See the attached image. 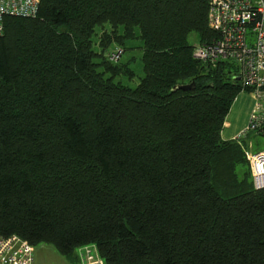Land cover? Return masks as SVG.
Wrapping results in <instances>:
<instances>
[{"label":"trees","instance_id":"1","mask_svg":"<svg viewBox=\"0 0 264 264\" xmlns=\"http://www.w3.org/2000/svg\"><path fill=\"white\" fill-rule=\"evenodd\" d=\"M208 11V0H40L35 17L4 20L1 237L70 261L92 246L104 264H264L247 137H221L249 90L232 63L192 56L217 37ZM134 40L131 87L129 63L105 53Z\"/></svg>","mask_w":264,"mask_h":264},{"label":"built area","instance_id":"2","mask_svg":"<svg viewBox=\"0 0 264 264\" xmlns=\"http://www.w3.org/2000/svg\"><path fill=\"white\" fill-rule=\"evenodd\" d=\"M40 0H0V35L8 17L33 18ZM208 23L217 37L196 44L194 59L215 65L227 61L238 69L242 91L252 98L245 128L237 139L249 135L264 136V0H208ZM121 49L110 54L117 61ZM255 190L264 188V150L246 153ZM33 247L22 238L0 236V264H33ZM80 264H104L94 247L79 250Z\"/></svg>","mask_w":264,"mask_h":264},{"label":"rangeland","instance_id":"3","mask_svg":"<svg viewBox=\"0 0 264 264\" xmlns=\"http://www.w3.org/2000/svg\"><path fill=\"white\" fill-rule=\"evenodd\" d=\"M107 29V26H105ZM102 28H96V33L93 37L94 42L97 44V40L102 32ZM98 35V36H97ZM192 41L194 39H191ZM96 44H94V49H97ZM120 46H117L116 44H112L106 51L105 55L108 61H110V54L114 52L116 49H120ZM141 44L139 41H129L125 44V50H122V55L119 57L117 61H110L112 63L115 62H121V63H129V66L131 69H133L135 73V77L132 81H129L126 77H123L122 82L124 84H127L131 87H135L139 81V77L142 76L141 72ZM248 101H251V98L246 93H240L233 105L231 106V109L225 119V122L231 123L233 125V121L236 120L242 122L245 114H247V107H248ZM237 103V104H236ZM247 123V122H246ZM233 130V126L229 127L225 131V136ZM244 146L245 148V157L246 153L251 152H257L260 150H264V136L257 137L254 135H249L244 140ZM246 159V158H245ZM248 163V168L250 171V165L248 160L246 159ZM33 257H34V264H73L76 263V260L69 261V256H62L60 255L51 245L42 244L36 247H33ZM75 257V253L73 254V259ZM78 263V262H77Z\"/></svg>","mask_w":264,"mask_h":264},{"label":"crops","instance_id":"4","mask_svg":"<svg viewBox=\"0 0 264 264\" xmlns=\"http://www.w3.org/2000/svg\"><path fill=\"white\" fill-rule=\"evenodd\" d=\"M251 98V97H250ZM234 103V102H233ZM237 104V103H236ZM248 107H247V114H245L242 122L240 121H233V125H231V123L228 122H225L224 123V126H223V129H222V132H221V137L223 140H233V139H237L239 133L245 128L246 126V122H247V118H248V114L251 110V107H252V104H253V100L251 98V101H248ZM233 105V104H232ZM231 109V108H230ZM227 117V116H226ZM233 126V130L231 132H229L226 136L224 135L225 134V131L229 128ZM88 247H91V246H88ZM83 248H80L77 250V253L79 252V250H81ZM70 261V260H69ZM72 262V261H71ZM78 262V263H77ZM76 263H73V264H80V260L78 258V261ZM34 264V263H33Z\"/></svg>","mask_w":264,"mask_h":264},{"label":"water","instance_id":"5","mask_svg":"<svg viewBox=\"0 0 264 264\" xmlns=\"http://www.w3.org/2000/svg\"><path fill=\"white\" fill-rule=\"evenodd\" d=\"M194 88V83H188V84H181L174 87V90H182V91H189Z\"/></svg>","mask_w":264,"mask_h":264}]
</instances>
